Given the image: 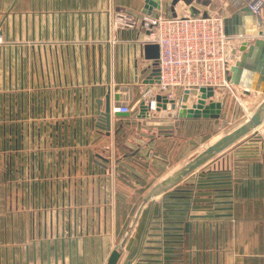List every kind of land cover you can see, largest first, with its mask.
<instances>
[{
    "label": "crops",
    "instance_id": "obj_1",
    "mask_svg": "<svg viewBox=\"0 0 264 264\" xmlns=\"http://www.w3.org/2000/svg\"><path fill=\"white\" fill-rule=\"evenodd\" d=\"M182 4L159 0L150 16L190 13L192 5ZM144 6L0 0V264H106L115 249L117 264H264L258 131L252 143L238 142L241 150L165 184L181 135L213 122L174 126L172 118L141 120L134 108L126 116L114 111L121 88L132 89V107L150 85L145 78L159 74L145 32L108 28L110 10L141 16ZM222 95L213 100L227 121L238 100L250 114L264 100L240 89L236 102Z\"/></svg>",
    "mask_w": 264,
    "mask_h": 264
},
{
    "label": "built area",
    "instance_id": "obj_2",
    "mask_svg": "<svg viewBox=\"0 0 264 264\" xmlns=\"http://www.w3.org/2000/svg\"><path fill=\"white\" fill-rule=\"evenodd\" d=\"M247 6L256 19L257 31L254 37L227 36L224 32V20L227 16L214 17L208 13L193 16L186 10L180 16L160 14L153 17L110 10V31L142 30L146 34L145 42L157 45L159 51L158 83L150 84L142 90L132 107L126 104L114 111L129 113L133 108L138 110L139 105L144 103L147 118L154 119L159 115L157 97L173 101L175 110L179 111L183 106L191 108L196 104L199 93L197 96L188 94L186 102H183V96L191 90L198 91L201 88H212L215 95L218 92L219 95L231 94L237 101L236 91L239 88L227 81L230 67L234 64L227 59L228 54L246 40H264V0H250ZM109 41L113 43L111 39ZM250 117L251 114L247 115L243 123Z\"/></svg>",
    "mask_w": 264,
    "mask_h": 264
},
{
    "label": "water",
    "instance_id": "obj_3",
    "mask_svg": "<svg viewBox=\"0 0 264 264\" xmlns=\"http://www.w3.org/2000/svg\"><path fill=\"white\" fill-rule=\"evenodd\" d=\"M230 4L234 7L235 11L224 20V32L227 36H242L254 37L256 36L257 25L256 19L252 16L247 3L250 0H229ZM175 3V2H174ZM159 8V0H145V6L142 10L144 15H151L153 9ZM246 19L247 27L240 26L242 20ZM261 35V32H258ZM147 50H152L150 59L154 61L151 68H157L158 59V46L148 47ZM227 59L233 61L230 67V74L227 81L232 85L242 90L244 95H250L252 92L264 95V40L255 38L253 41L246 40L242 42L237 48H233ZM150 68V67H149ZM148 68V69H149ZM147 70H142L140 73L143 75ZM137 78L135 83H137ZM158 83L157 76H149L145 78L143 84ZM131 88H121L119 92L113 95L114 106L116 108L124 107L132 97ZM199 93V95H198ZM188 94L197 96L196 104L191 108L183 106L179 111L175 110L173 101H166L161 97H157L159 118H172L173 125L177 126L179 121L185 120H208L212 121L216 126L222 118L223 103L221 101L213 100L215 91L212 88H201L198 91L191 90L183 96V102L187 101ZM109 103L110 95H107ZM147 107L141 103L136 113V117L143 120L147 119ZM119 116H126L128 113H118ZM225 126L227 121L225 119L221 122ZM264 100L259 108L251 115L247 122L241 124L234 130L226 133L224 136L216 140L213 144L209 145L205 150L195 156L191 161L186 163L179 172L172 178L167 180L165 184H175L185 178L198 168L202 167L205 163L213 159L218 154L227 150L235 143L249 135L254 131L264 138ZM121 254L115 249L110 254L106 264H117Z\"/></svg>",
    "mask_w": 264,
    "mask_h": 264
},
{
    "label": "rangeland",
    "instance_id": "obj_4",
    "mask_svg": "<svg viewBox=\"0 0 264 264\" xmlns=\"http://www.w3.org/2000/svg\"><path fill=\"white\" fill-rule=\"evenodd\" d=\"M183 0V4L181 5L182 9L185 8V5H192L190 7V13L191 15H198L199 11H202L204 13L212 14L214 17H222L231 15L232 11L234 10V7L230 4L229 0ZM206 7V8H204ZM1 43V42H0ZM231 97L232 95L229 94ZM228 97V96H227ZM225 98V96L223 97ZM232 102H236L235 98L232 97ZM226 101V100H225ZM239 100L235 103V113L237 111L236 117L232 116L231 121H227L225 126H222L221 121L216 125L212 126V128H207L204 132L196 133L194 135H188L184 134L181 135L182 140L184 142V145L181 146L178 153L175 155L176 160L173 161L175 171L172 175V177L181 170V168L191 161L195 156H197L199 153H201L203 150H205L209 145L213 144L218 138H221L226 133L234 130L241 124H243L244 120L246 119L247 115H249L252 112V107L246 108L244 111L242 107L238 104ZM227 103L230 104V99L228 97ZM241 104V103H240ZM233 104L231 103V110H232ZM234 107V106H233ZM239 108V109H238ZM241 112H240V111ZM253 114V113H252ZM251 114V115H252ZM230 117V116H229ZM223 120V119H221ZM182 134V133H181ZM247 139V143L250 144L253 142V135L250 133L245 137ZM240 142V141H238ZM235 143L233 146H231L230 150H241V147L239 143ZM178 163L179 166H175ZM176 163V164H175ZM171 177V178H172Z\"/></svg>",
    "mask_w": 264,
    "mask_h": 264
}]
</instances>
